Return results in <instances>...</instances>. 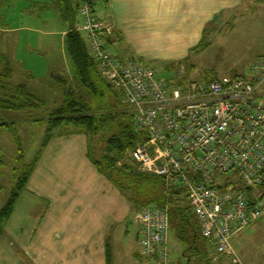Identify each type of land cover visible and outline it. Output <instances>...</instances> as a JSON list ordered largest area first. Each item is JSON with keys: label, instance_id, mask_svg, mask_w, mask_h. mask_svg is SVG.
Wrapping results in <instances>:
<instances>
[{"label": "built area", "instance_id": "obj_1", "mask_svg": "<svg viewBox=\"0 0 264 264\" xmlns=\"http://www.w3.org/2000/svg\"><path fill=\"white\" fill-rule=\"evenodd\" d=\"M89 54L101 75L120 91L143 139L130 153L140 171L181 190L219 256L238 261L233 239L264 218V54L247 76L188 80L168 88L152 66L117 58L110 30L92 0H74ZM142 253L172 264L168 208L137 214Z\"/></svg>", "mask_w": 264, "mask_h": 264}, {"label": "crops", "instance_id": "obj_2", "mask_svg": "<svg viewBox=\"0 0 264 264\" xmlns=\"http://www.w3.org/2000/svg\"><path fill=\"white\" fill-rule=\"evenodd\" d=\"M41 2L44 5L39 10L37 6L25 10L31 19L41 17V29L22 24L16 29L0 27V32L1 29L7 34L36 31L43 44L46 41L49 46L56 37H61L65 48L70 25L61 17L59 0ZM95 2L97 16L111 32L112 53L119 59L152 67L146 62L186 59L195 45L207 39L206 27L218 29L243 16L244 11L253 12L255 6L264 8V0ZM73 4L76 6L74 0ZM52 8L53 17L44 18L42 10L45 13ZM75 21L79 23L77 14ZM14 55L17 54L14 52ZM57 71L50 66L47 77L64 76L71 81L73 73L66 76ZM137 214L121 190L92 162L89 138L85 134L74 129L55 133L43 149L5 226V251L9 254L11 251L16 257L6 260V264H149L150 260L155 264L153 258L141 251ZM171 238L184 245L173 228L169 232ZM169 240L168 251L172 257ZM203 241L207 247H213Z\"/></svg>", "mask_w": 264, "mask_h": 264}, {"label": "rangeland", "instance_id": "obj_3", "mask_svg": "<svg viewBox=\"0 0 264 264\" xmlns=\"http://www.w3.org/2000/svg\"><path fill=\"white\" fill-rule=\"evenodd\" d=\"M43 5L41 0H0V27L16 29L22 24H30L36 30L41 29V17L31 19V14L25 10L36 9V6L39 10ZM49 6L52 7V3ZM41 13L44 18H52L55 11L52 8L45 13L42 10ZM205 33V42L195 45L186 59L149 60L146 63L153 65L161 78L172 83L180 79L204 82L235 75L247 76L252 64L264 54V8L255 6L253 12L244 11L243 16L239 15L234 22L223 24L218 29H213L210 25L206 27ZM16 39L18 43L15 44ZM64 54L61 37H56L55 42L49 46L46 41L43 44L36 31L7 34L2 33L1 29L0 55L7 57L11 63L13 76L10 83L29 85L44 105L41 109L33 111L0 110V122L16 124L18 135L23 140L20 152L10 133L5 129L1 132L0 150L5 164L0 168V209L6 203L17 178L22 174L23 166L31 164L41 149L46 124L38 121H47L51 113L63 104L70 85L73 84V93L85 94V91L73 82V74L71 81L67 78L66 85L57 77H47L50 66L56 67L59 74L66 76L74 72ZM120 102L124 103L123 97ZM193 230L195 231L194 228ZM190 235L191 240L185 246L179 245L174 238L169 240L173 264H264V218L233 239L238 261L228 256H219L214 248L207 247L202 239L196 241L192 239L194 234ZM4 236L5 233L0 237V264H6V260L14 257V253L10 251L11 255L5 251ZM183 247L184 251L181 250ZM16 254L21 256L19 252ZM149 264H153L152 260Z\"/></svg>", "mask_w": 264, "mask_h": 264}, {"label": "trees", "instance_id": "obj_4", "mask_svg": "<svg viewBox=\"0 0 264 264\" xmlns=\"http://www.w3.org/2000/svg\"><path fill=\"white\" fill-rule=\"evenodd\" d=\"M92 2L96 5L95 0ZM59 6L63 21L70 25V31L65 38V51L74 71L73 82L85 91V94L78 95L67 91L63 104L51 113L49 119L38 121L46 124L45 137L39 153L31 164L23 166L22 174L17 178L6 203L0 209V237L5 233V226L37 166L43 149L55 133L68 132L72 127L76 132L83 133L89 138V157L92 162L99 172L111 180L127 197L134 212H139L150 205L168 208L171 228L180 242L188 245L191 233L194 234L193 240H203L199 224L184 192L167 190L162 178L140 171L138 164L131 160L129 155L142 141L144 134L136 132L130 108L120 102L121 92L113 88L101 75L98 64L89 54L82 34L76 30L77 11L73 0H59ZM107 41L109 42V37ZM204 42L203 40L201 44ZM12 76L13 69L9 59L0 55V110L24 112L41 109L44 102L35 95L30 86L11 84ZM55 77L64 85L67 84L66 77ZM186 82L183 79L177 80L176 83L166 80L170 89L183 87ZM72 87L73 84L68 89L73 92ZM4 129L10 133L18 151L22 152L23 140L18 135L17 125L1 121L0 135ZM4 164L0 150V168ZM262 189L264 190V187ZM1 191L0 187V193Z\"/></svg>", "mask_w": 264, "mask_h": 264}, {"label": "water", "instance_id": "obj_5", "mask_svg": "<svg viewBox=\"0 0 264 264\" xmlns=\"http://www.w3.org/2000/svg\"><path fill=\"white\" fill-rule=\"evenodd\" d=\"M70 89H71V87H70ZM70 89H69V92H70V93H73Z\"/></svg>", "mask_w": 264, "mask_h": 264}]
</instances>
